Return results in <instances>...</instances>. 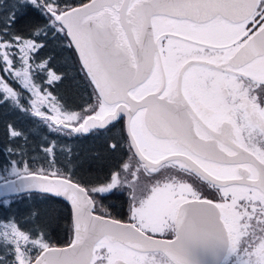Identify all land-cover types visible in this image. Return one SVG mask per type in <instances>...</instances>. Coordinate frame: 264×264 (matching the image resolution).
I'll list each match as a JSON object with an SVG mask.
<instances>
[{
  "label": "snow or ice",
  "instance_id": "obj_1",
  "mask_svg": "<svg viewBox=\"0 0 264 264\" xmlns=\"http://www.w3.org/2000/svg\"><path fill=\"white\" fill-rule=\"evenodd\" d=\"M68 49L91 89L75 106L54 92ZM0 108L127 145L105 178H85L88 160L55 140L34 167L8 124L0 264H264V0H0ZM41 203L67 205V246Z\"/></svg>",
  "mask_w": 264,
  "mask_h": 264
},
{
  "label": "trees",
  "instance_id": "obj_2",
  "mask_svg": "<svg viewBox=\"0 0 264 264\" xmlns=\"http://www.w3.org/2000/svg\"><path fill=\"white\" fill-rule=\"evenodd\" d=\"M85 1L87 0H70L74 4H80ZM59 65L66 70L67 79L63 85L54 89L55 94L63 97L70 106L82 103L81 97L86 100L91 89H85L86 82L79 71V64L72 49H68L63 53ZM8 124H14L18 130L28 137V151L32 152L33 155L26 158L37 161V165H33L34 167L38 166L43 157V153L39 151V146L51 143L53 140L56 141L58 155L61 151L66 150V147H72L76 153L80 154L81 160H88L91 165V171L81 173L85 178L103 179L112 167L117 166L122 159L126 158L124 154L127 151V145L123 140H121L120 149L112 153L104 148V140L106 138L97 139L94 136H89L87 139L81 138L80 140L65 139L51 132L35 116H18L3 108H0V148H3L8 143ZM113 135L118 139L121 137L119 127L113 132ZM93 157L96 159H92ZM2 159L3 157H0V160ZM87 167L88 165H85L86 169ZM30 203L21 204L20 208L23 209ZM104 204L106 207H109L113 216H115V208L118 211L120 210L121 215L125 216V198L113 196L111 199L105 200ZM40 206L42 210L48 212L53 217V223L49 229L51 242L56 246L67 244L71 235V219L67 205L64 203H41ZM0 215H3V213H0Z\"/></svg>",
  "mask_w": 264,
  "mask_h": 264
},
{
  "label": "flooded vegetation",
  "instance_id": "obj_3",
  "mask_svg": "<svg viewBox=\"0 0 264 264\" xmlns=\"http://www.w3.org/2000/svg\"><path fill=\"white\" fill-rule=\"evenodd\" d=\"M120 211V210H119ZM118 210H116L115 208V216L116 218H119V219H126L127 218V206H126V212H125V216L121 215L120 212Z\"/></svg>",
  "mask_w": 264,
  "mask_h": 264
},
{
  "label": "water",
  "instance_id": "obj_4",
  "mask_svg": "<svg viewBox=\"0 0 264 264\" xmlns=\"http://www.w3.org/2000/svg\"><path fill=\"white\" fill-rule=\"evenodd\" d=\"M87 1L83 2V3H86ZM73 53L76 55L75 51L73 50ZM77 57V56H76ZM78 61V59H77ZM79 64V63H78ZM70 228H71V235H70V242H71V239H72V227H71V224H70ZM70 242H68L67 244L65 245H61V246H58V247H65L67 246ZM56 246V245H55Z\"/></svg>",
  "mask_w": 264,
  "mask_h": 264
},
{
  "label": "rangeland",
  "instance_id": "obj_5",
  "mask_svg": "<svg viewBox=\"0 0 264 264\" xmlns=\"http://www.w3.org/2000/svg\"><path fill=\"white\" fill-rule=\"evenodd\" d=\"M42 110H44V111H47V109H42ZM38 119H40L39 117H37ZM122 198H124V197H122ZM127 206V205H126ZM70 239V238H69ZM68 242H70V240L68 241Z\"/></svg>",
  "mask_w": 264,
  "mask_h": 264
}]
</instances>
